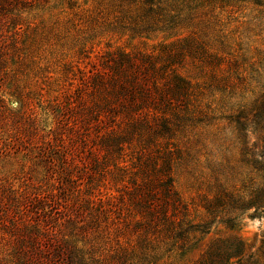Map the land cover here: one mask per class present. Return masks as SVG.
Returning <instances> with one entry per match:
<instances>
[{"label": "trees", "instance_id": "trees-1", "mask_svg": "<svg viewBox=\"0 0 264 264\" xmlns=\"http://www.w3.org/2000/svg\"><path fill=\"white\" fill-rule=\"evenodd\" d=\"M126 1L138 6V30L185 36L158 54L116 51L99 67L78 70L71 91L43 107L55 124L44 132L31 118L41 117L30 100L41 68L30 50L34 33L24 15L47 0H0V117L16 118L0 120V130L9 121L13 136L33 140L42 166H57L60 176L55 195L47 193L46 200L25 208L31 223L22 219L18 248L26 246L31 258L40 255L50 264H159L164 253L187 249L196 233L207 234L213 224L235 232L246 217L264 214V85L251 112L228 118L237 131L232 149L247 170L234 176L220 164L227 161L218 147L211 150L215 140L205 141L195 131L202 122L199 86L176 65L184 55L216 64L217 55L201 39L203 19L209 21L204 17L211 13L215 19L214 5L256 0ZM250 78L242 69L236 82ZM11 100L16 108L8 105ZM74 157L85 174L74 172ZM190 164L193 173L186 181L193 195L187 202L173 170L187 174ZM51 226L57 228L53 240ZM38 244L51 255H43ZM97 246L104 259L97 257ZM16 261L23 264L24 257L18 253ZM197 264H264V238L249 252L239 236L216 239Z\"/></svg>", "mask_w": 264, "mask_h": 264}, {"label": "rangeland", "instance_id": "rangeland-1", "mask_svg": "<svg viewBox=\"0 0 264 264\" xmlns=\"http://www.w3.org/2000/svg\"><path fill=\"white\" fill-rule=\"evenodd\" d=\"M214 6L212 13L215 19H210L211 13L206 14L204 18L209 21L203 19L200 29L206 35H201V39L205 41L206 48L209 47V51L217 55V63L184 55L180 59V67L176 65L182 75L199 86L201 95L197 104L202 122H194L197 126L195 131L200 130L205 141L215 140L212 149H209L218 147V153L225 155L227 161H219L220 164L227 166L229 173L237 176L244 170L246 174L247 170L238 163V154L232 149H237V131L228 118L240 112H251L261 92V85H264V0ZM137 8V5L129 4L126 0H47L24 15L34 33L30 50L41 68L38 74L40 78L34 86L31 85L30 94L32 105L41 113V117L31 118L40 121L39 127H44V132L55 128V124L53 116L43 107L50 104L54 96L62 99L71 91L69 84L77 83L78 70L88 71L99 67L107 54L116 51L158 54L164 46L178 43L185 36L138 30L135 27ZM242 69L250 71L252 78L240 84L236 82V77ZM255 70L261 75L257 76ZM228 79L234 84L225 85ZM10 102V107H17L15 100ZM5 118L10 121L16 119L9 115L0 117V120L4 121ZM11 128L8 121L6 129L0 130V264H16L18 253L24 257L23 264H50L40 255L31 258L26 246L20 250L17 231L22 219L24 223H31V214L25 208L30 207L36 199L46 200L43 197L47 193L55 195L53 188L60 181L59 171L57 166L53 170L43 167L38 158L41 155L39 148L34 141L16 139ZM247 134L249 141H252L253 136ZM74 158L77 162L74 172L85 174L87 169L79 170L82 165L78 158ZM189 166L185 169L187 174L173 170L174 184L187 202L193 195L186 181V177L193 173L192 165ZM195 214L192 213V217ZM198 219L195 216V221ZM54 226L48 228V237L52 240L57 231ZM231 235L239 236L248 252L255 251L264 238V214L253 219L246 217L235 232L224 229L220 224H213L207 234L196 233L187 249L164 253L158 262L197 264L211 243ZM100 246L96 247V255L104 259L105 253ZM38 247L43 255H51L45 245L38 244ZM104 247L106 249L107 244Z\"/></svg>", "mask_w": 264, "mask_h": 264}]
</instances>
